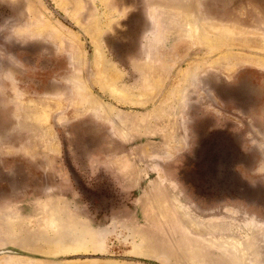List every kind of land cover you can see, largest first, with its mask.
<instances>
[{
  "label": "rangeland",
  "instance_id": "rangeland-1",
  "mask_svg": "<svg viewBox=\"0 0 264 264\" xmlns=\"http://www.w3.org/2000/svg\"><path fill=\"white\" fill-rule=\"evenodd\" d=\"M105 262L264 264L263 6L0 0V264Z\"/></svg>",
  "mask_w": 264,
  "mask_h": 264
},
{
  "label": "bare ground",
  "instance_id": "bare-ground-1",
  "mask_svg": "<svg viewBox=\"0 0 264 264\" xmlns=\"http://www.w3.org/2000/svg\"><path fill=\"white\" fill-rule=\"evenodd\" d=\"M97 60H98L99 64H100V61H102V55L100 52L97 53ZM170 204L172 207H175L174 203L171 202ZM174 210H175V208H174ZM49 215L53 216V218L48 217ZM44 219L47 221V223H45L46 228L51 229L52 233H53V237L49 241L53 242L52 244H55L54 246L57 247L56 249L50 248L48 252H54V253H60V254L61 253H63V254H67V253L68 254H80L82 252L87 251V247L85 245L86 244L85 238H84L85 236H83L79 226H76L74 223H67V225L61 226L60 225L61 220L59 217V211L54 210L53 208L47 210L46 218H44ZM48 246H49V243H48L47 247ZM50 247H53V246H50ZM44 248H46V247H44ZM134 250L137 253L144 254V255H148V254L155 251L153 245L149 244L147 241L143 242L142 245L136 247ZM152 257H154V256H152ZM102 264H114V263L105 262Z\"/></svg>",
  "mask_w": 264,
  "mask_h": 264
},
{
  "label": "water",
  "instance_id": "water-1",
  "mask_svg": "<svg viewBox=\"0 0 264 264\" xmlns=\"http://www.w3.org/2000/svg\"><path fill=\"white\" fill-rule=\"evenodd\" d=\"M217 143H218L217 147L214 150L217 153H215V158L213 159V161L210 162L208 166L209 167V171L207 174L208 181H206L205 186L209 189H214L219 192L229 193L232 190V189L230 190V187H233L232 181L235 179V176H233L234 173L230 172V164L234 159V154L231 153L222 143L220 142ZM222 164H224V166ZM220 167L222 168V170L224 169L226 175L229 174L227 180H223L219 176V172H221ZM210 170L211 173L212 172L214 173V175H210L211 174ZM220 179H222L223 181L221 183L220 182L218 183Z\"/></svg>",
  "mask_w": 264,
  "mask_h": 264
},
{
  "label": "crops",
  "instance_id": "crops-1",
  "mask_svg": "<svg viewBox=\"0 0 264 264\" xmlns=\"http://www.w3.org/2000/svg\"><path fill=\"white\" fill-rule=\"evenodd\" d=\"M245 4L249 5V6H263L264 7V0H244ZM251 32L252 30H256V29H249ZM258 35L256 32H254V36Z\"/></svg>",
  "mask_w": 264,
  "mask_h": 264
}]
</instances>
